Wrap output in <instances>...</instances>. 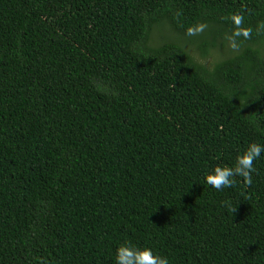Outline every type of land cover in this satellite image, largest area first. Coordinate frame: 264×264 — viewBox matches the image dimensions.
Masks as SVG:
<instances>
[{"label": "trees", "instance_id": "trees-1", "mask_svg": "<svg viewBox=\"0 0 264 264\" xmlns=\"http://www.w3.org/2000/svg\"><path fill=\"white\" fill-rule=\"evenodd\" d=\"M249 143L264 0H0V264H264V152L202 179Z\"/></svg>", "mask_w": 264, "mask_h": 264}, {"label": "clouds", "instance_id": "clouds-1", "mask_svg": "<svg viewBox=\"0 0 264 264\" xmlns=\"http://www.w3.org/2000/svg\"><path fill=\"white\" fill-rule=\"evenodd\" d=\"M242 17L234 15L232 17L236 29L233 36H243L247 38L250 29L240 28ZM207 27L204 23H198L187 27V36H196ZM232 48L237 44L233 41ZM264 152V145L259 143H249L236 157L232 166H214L207 171L202 179L203 183L211 188L220 191L224 188L232 187L235 178H241V183L249 185L252 183V173L255 171L253 162ZM115 264H169L166 256L155 254L150 247H137L132 244H120L114 253Z\"/></svg>", "mask_w": 264, "mask_h": 264}]
</instances>
